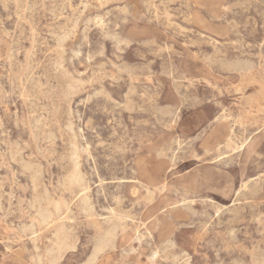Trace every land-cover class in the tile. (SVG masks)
Segmentation results:
<instances>
[{
  "label": "rangeland",
  "instance_id": "obj_1",
  "mask_svg": "<svg viewBox=\"0 0 264 264\" xmlns=\"http://www.w3.org/2000/svg\"><path fill=\"white\" fill-rule=\"evenodd\" d=\"M263 86L264 0H0V264H264Z\"/></svg>",
  "mask_w": 264,
  "mask_h": 264
},
{
  "label": "bare ground",
  "instance_id": "obj_2",
  "mask_svg": "<svg viewBox=\"0 0 264 264\" xmlns=\"http://www.w3.org/2000/svg\"><path fill=\"white\" fill-rule=\"evenodd\" d=\"M255 80L256 79L254 77H251V76L250 77H244L243 80L237 86V91H239L240 93H244L247 90V88L252 83L255 82ZM263 91H264V86H263ZM246 98H248V97H246ZM224 122H226V123L229 122V116L224 118ZM246 140L247 139H245V141L242 142V147L244 148V147L247 146V152H250V151H252L254 149V145H253L252 141L250 143H247ZM75 168L77 169V165H76ZM79 170H75L71 174V176H70V182L71 183H73V182H83V177H82L81 173L79 172ZM149 194H150V197L152 198L153 197V192L151 190H149ZM37 202H38V204H37V215L39 217L40 222H45V223L49 222L50 219L53 217V215H52L53 213L51 211L52 208L51 209L49 208V204L48 205H44L41 199H38ZM48 203H50V202H48ZM54 207H55L56 211H58L60 209V205L57 202L54 203ZM115 229H116V225L110 227L107 230V232L105 233V236H106L107 239H112L113 240L115 238V235H116ZM64 244H65V241H63L60 249L65 246Z\"/></svg>",
  "mask_w": 264,
  "mask_h": 264
}]
</instances>
